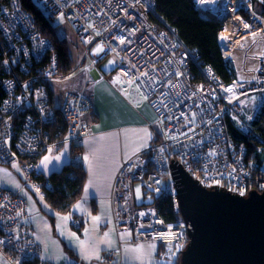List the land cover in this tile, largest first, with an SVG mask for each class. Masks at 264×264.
I'll return each mask as SVG.
<instances>
[{"label": "built area", "instance_id": "1", "mask_svg": "<svg viewBox=\"0 0 264 264\" xmlns=\"http://www.w3.org/2000/svg\"><path fill=\"white\" fill-rule=\"evenodd\" d=\"M211 1L195 0V8L203 18L221 24V53L235 75L229 81L201 64L173 27L163 21L158 27L152 21L151 15H157L155 0H36L48 15H62L76 36L85 39L69 73L60 71L51 39L36 28L20 1L0 0V164L19 161L25 182L44 195L42 183L34 177L40 173L38 158L66 141L83 144L94 133L87 118L93 104L69 83L94 85V50L102 47L126 91L138 97L141 90L156 112V140L124 161L113 179L114 228L129 231L131 243L160 246L156 256L165 264L177 262L165 255V246L181 250L189 240L174 177L177 168L171 163L183 166L206 187L225 186L243 195L264 189V138L255 123L264 106V14L253 8L254 3L264 7V0H227L226 6L235 4L238 13L230 23L214 16ZM63 79L69 83L57 103L51 82ZM134 83L138 90L131 87ZM229 87L231 92L226 91ZM58 105L63 125L52 136ZM232 128L245 138H236ZM247 142L261 153L253 166L260 171L256 176L247 159ZM134 181L151 202L133 203ZM44 182L49 184L47 176ZM162 193L167 194L175 220L166 221L158 211L156 199ZM25 215V198L0 185V253L10 264L37 258L41 251L23 222ZM101 257L125 264L117 250L104 251Z\"/></svg>", "mask_w": 264, "mask_h": 264}, {"label": "crops", "instance_id": "2", "mask_svg": "<svg viewBox=\"0 0 264 264\" xmlns=\"http://www.w3.org/2000/svg\"><path fill=\"white\" fill-rule=\"evenodd\" d=\"M103 57L102 51L93 72L92 87L65 79L51 82L57 103L63 100L68 83L73 90H83L93 104L87 118L94 133L83 144L60 143L37 160L38 172L43 176L60 170L68 162L79 163L86 172L79 199L68 212L56 211L39 189L25 182L21 165L13 167V162L0 164V185L25 198L24 221L40 244L39 260L52 264H114L116 260L101 256L104 251L117 250L118 259L125 264H165L156 256L157 245L131 243L129 231L118 232L114 228L110 202L113 179L124 161L156 140V112L141 90L138 97L126 91V83L113 73L111 58L106 56L112 61L106 65ZM56 83H62L58 91L54 89ZM131 87L138 90L135 83ZM45 156L51 158L50 162L42 164ZM56 156L60 160H55ZM0 264H10L1 253Z\"/></svg>", "mask_w": 264, "mask_h": 264}, {"label": "trees", "instance_id": "3", "mask_svg": "<svg viewBox=\"0 0 264 264\" xmlns=\"http://www.w3.org/2000/svg\"><path fill=\"white\" fill-rule=\"evenodd\" d=\"M24 10L33 18L36 28L53 43L57 52L59 69L62 73H69L72 70L74 60L71 59L68 49V41L64 36H59L57 27L53 23L54 17L48 15L36 0H19ZM156 14L151 15L152 21L158 26H164L166 22L173 27L184 44L195 50L199 62L203 65H210L217 75L223 80L229 81L234 78V70L227 64L221 53L218 33L221 24L217 20L203 18L195 8V0H155ZM262 7V6H261ZM264 14V7L260 11ZM75 32V31H74ZM197 75H199L197 73ZM197 77V76H196ZM57 121L52 125V136L59 127L63 125V117L60 114V107L57 106ZM264 138V106L260 110L257 122H255ZM233 134L238 139H244L245 135L240 134L232 128ZM247 159L251 163V174H260L255 162L260 160L261 153L256 149V144L247 142ZM24 160V157L20 159ZM250 165V166H251ZM86 172L78 163L68 162L60 170L53 172L48 177V183L44 182L41 173L34 177L42 184L44 197L56 211L68 212L73 203L79 199L84 184ZM167 194L162 193L157 197L158 211L166 221L175 220L177 216L171 210ZM178 255V254H177ZM179 257V255H178ZM20 264H40L39 258L27 259Z\"/></svg>", "mask_w": 264, "mask_h": 264}, {"label": "water", "instance_id": "4", "mask_svg": "<svg viewBox=\"0 0 264 264\" xmlns=\"http://www.w3.org/2000/svg\"><path fill=\"white\" fill-rule=\"evenodd\" d=\"M182 217L189 240L179 264H264V189L245 195L225 186L206 187L175 166Z\"/></svg>", "mask_w": 264, "mask_h": 264}, {"label": "rangeland", "instance_id": "5", "mask_svg": "<svg viewBox=\"0 0 264 264\" xmlns=\"http://www.w3.org/2000/svg\"><path fill=\"white\" fill-rule=\"evenodd\" d=\"M253 8L256 9L255 10L256 12H259L260 9L262 10V7H261L260 4L258 5V4L254 3V7ZM53 23L57 27L58 35L59 36H64L65 38H67L70 57H71L72 60L76 61V59L79 57L80 53L83 50L82 47L85 45V39H82V38H79V37L76 36V34L74 32L75 31L74 27L71 26L62 15H60L58 17H55L53 19ZM98 47L99 46H96L95 50H94V54H96V55H99L102 52V51H99V52L96 51V49ZM99 48H102V47H99ZM103 58H104L103 62L105 61L106 65L107 64L110 65L112 63V61L109 58H107V57H103ZM69 75L73 77L74 73H71ZM61 81H63V80H61ZM60 84L62 85V83H56L54 85V89L56 91H58L59 90L58 88L61 87ZM12 162H13L12 164L13 165H17V167H20V165H21V163L19 161H17V160L16 161H12ZM132 190L134 192V196H132V201H133V199H135V201H137V203H146V202H151L152 201L151 200V196L147 195L146 197H144L143 190L141 189V186H140L138 181H134L133 182ZM133 203H134V201H133ZM23 222L28 224V222L26 220L23 221ZM28 228H29V226H28ZM39 247H40V244H39ZM159 247L160 246H158V249H159ZM163 250H164L165 255H167L169 259H174V261H176L175 258H178L177 254L179 252V248H173L171 245H167V246H165V248ZM169 261L171 262L172 260H169ZM178 262H179V259H178Z\"/></svg>", "mask_w": 264, "mask_h": 264}, {"label": "bare ground", "instance_id": "6", "mask_svg": "<svg viewBox=\"0 0 264 264\" xmlns=\"http://www.w3.org/2000/svg\"><path fill=\"white\" fill-rule=\"evenodd\" d=\"M217 5L214 6L215 0L211 1V11L214 14V16L218 17V18H224L226 21V23H230V22H234L236 19H238V13H237V8L236 5H231L228 4V6H226V2L227 0H216ZM226 6V7H225ZM242 33H238L236 35V37H239V35H241ZM236 37L234 38V41L237 39ZM237 53V52H236ZM240 55V52H238L237 57Z\"/></svg>", "mask_w": 264, "mask_h": 264}, {"label": "snow or ice", "instance_id": "7", "mask_svg": "<svg viewBox=\"0 0 264 264\" xmlns=\"http://www.w3.org/2000/svg\"><path fill=\"white\" fill-rule=\"evenodd\" d=\"M245 27H248V25H245ZM103 49L102 48H97L96 49V51L97 52H99V51H102ZM5 63H7V61H5ZM145 75H146V73H145ZM226 91H229V92H231L232 91V88L231 87H229V88H227L226 89ZM249 119H251V117H249ZM49 152H51V149H49ZM50 157L49 156H45L44 158H43V160H42V164H47L48 162H50ZM55 160H60V156H56L55 158H54ZM13 167H16V165H13ZM241 194H243V192H241ZM79 205H77V207H78ZM64 219H67V217H64ZM94 219H98V218H94Z\"/></svg>", "mask_w": 264, "mask_h": 264}, {"label": "flooded vegetation", "instance_id": "8", "mask_svg": "<svg viewBox=\"0 0 264 264\" xmlns=\"http://www.w3.org/2000/svg\"><path fill=\"white\" fill-rule=\"evenodd\" d=\"M178 259H179V257L177 258V262L175 264H179Z\"/></svg>", "mask_w": 264, "mask_h": 264}, {"label": "clouds", "instance_id": "9", "mask_svg": "<svg viewBox=\"0 0 264 264\" xmlns=\"http://www.w3.org/2000/svg\"><path fill=\"white\" fill-rule=\"evenodd\" d=\"M182 249V248H181ZM180 251V250H179ZM178 255H179V252H178ZM180 256V255H179Z\"/></svg>", "mask_w": 264, "mask_h": 264}]
</instances>
